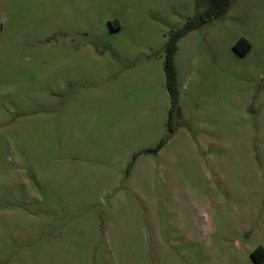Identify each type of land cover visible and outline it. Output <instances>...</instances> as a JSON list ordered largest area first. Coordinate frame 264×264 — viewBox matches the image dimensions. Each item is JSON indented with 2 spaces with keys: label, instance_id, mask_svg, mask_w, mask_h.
<instances>
[{
  "label": "rangeland",
  "instance_id": "1",
  "mask_svg": "<svg viewBox=\"0 0 264 264\" xmlns=\"http://www.w3.org/2000/svg\"><path fill=\"white\" fill-rule=\"evenodd\" d=\"M209 7L0 0V264H255L264 0L179 36L166 89L173 33Z\"/></svg>",
  "mask_w": 264,
  "mask_h": 264
},
{
  "label": "trees",
  "instance_id": "2",
  "mask_svg": "<svg viewBox=\"0 0 264 264\" xmlns=\"http://www.w3.org/2000/svg\"><path fill=\"white\" fill-rule=\"evenodd\" d=\"M210 1V7L205 10L203 13L196 14L194 17L189 19L185 25L175 33H173V38L170 43V47L168 50L167 59L165 61V74H166V89L169 94L171 105L175 102V90L173 88V81H174V72L171 65V57L174 52V42L175 40L192 29L199 27L200 25L208 22L215 16L219 15L224 8L226 7V0L223 3L222 8L214 7V1ZM250 49V45L244 38H238L235 43L232 45V50L236 52L238 55L243 56L245 55ZM250 258L255 264H261L264 261V250L257 246L250 252Z\"/></svg>",
  "mask_w": 264,
  "mask_h": 264
}]
</instances>
